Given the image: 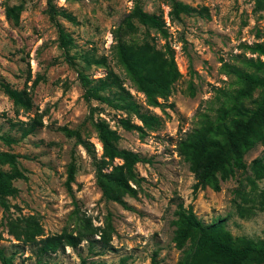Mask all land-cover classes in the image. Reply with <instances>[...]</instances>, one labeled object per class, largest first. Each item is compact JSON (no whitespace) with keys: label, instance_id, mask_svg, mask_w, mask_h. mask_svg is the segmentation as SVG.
Listing matches in <instances>:
<instances>
[{"label":"rangeland","instance_id":"374dc122","mask_svg":"<svg viewBox=\"0 0 264 264\" xmlns=\"http://www.w3.org/2000/svg\"><path fill=\"white\" fill-rule=\"evenodd\" d=\"M137 1L145 12L162 18L167 35L133 21L135 36L142 41L147 35L156 49L170 46L180 75L170 97L159 100L160 107L147 105L114 54L115 31ZM177 1L206 8L208 16L188 15L173 21L170 0H53L57 9L71 13L77 21L72 24L58 17L72 40L63 48L57 27L46 13V0H0V136L17 140L9 146L0 140V151L18 155L28 177L14 182L18 194L7 199L8 210L0 207V248L14 255V264H37L35 249L16 241L5 225L8 218L30 215L39 219L45 235L77 229L83 215L90 217L93 226L105 228L109 222L113 228L114 250L102 251L99 243L91 246L83 241L78 248L66 247L45 257L41 264H151L154 253L157 264H187L193 243L178 248L173 240L175 195L202 223L222 221L235 244L264 243V207L258 197L264 180H255L249 169L263 155L262 146L257 144L245 153L244 171L234 169L226 180L220 179L218 192L209 187L193 191L196 176L177 150L179 140L200 126L203 115L216 114L221 92L236 87L235 77L226 68L246 69L242 61L248 59L264 61V55L251 49L255 44L264 48V10H255L252 0ZM15 6L21 7L17 25L5 14L7 7ZM122 36L127 38L124 32ZM80 55L105 57L107 67H86ZM108 69L144 110L159 117L157 130L127 132L118 121L128 117L139 125L134 115L83 98L78 74L98 80ZM1 84L26 88L32 109L16 111ZM258 97L259 91L253 99ZM38 114L42 126L20 140V132L11 123L30 121ZM99 119L120 136L119 149L150 161L136 165L138 194L125 197V207L103 199L96 184L94 159L102 157V146L94 123ZM63 129L79 132L91 144L90 151L77 138L67 137ZM70 165L75 167V176L68 192L65 182ZM243 191L248 201L239 196Z\"/></svg>","mask_w":264,"mask_h":264},{"label":"trees","instance_id":"16d2710c","mask_svg":"<svg viewBox=\"0 0 264 264\" xmlns=\"http://www.w3.org/2000/svg\"><path fill=\"white\" fill-rule=\"evenodd\" d=\"M252 1L255 10H264V0ZM46 5L49 20L57 27L60 47L68 48L72 40L57 19L61 17L76 24L75 17L65 10L57 9L53 0H46ZM170 8L169 15L173 21L188 15L208 16L206 8L196 9L177 0H170ZM20 10V6L7 7L5 10L6 17L15 25L18 24ZM133 21L152 28L165 37L167 33L164 23L160 16L145 12L137 1L116 29V43L113 47L118 64L125 70L136 90L145 96L147 105L160 107L159 100L166 101L170 97L173 84L180 76L174 61V53L168 45L163 50L156 49L147 40V35L140 41L135 36ZM123 32L127 38H123ZM251 49L264 55V48L260 44L253 45ZM80 56L86 67L91 64L107 67L105 57ZM242 63L246 69L235 66L226 68V71L235 77L236 87L221 92L216 114L213 117L203 115L200 126L179 140L178 153L189 163L190 169L196 176L194 192L199 187H209L218 192L220 179L226 180L233 174L234 169L244 171L247 168L243 157L257 144L262 146L263 155L254 159L249 169L255 180H264V61L248 59ZM78 78L84 90L83 98L87 102L95 100L137 118L139 125L128 117L120 118L118 122L123 130L145 134V129L157 130L160 127L159 117L144 110L133 99L113 70L108 69L107 75L98 80H91L81 72ZM36 83L37 80L33 85ZM1 88L12 101L16 111L32 109V97L26 88L17 90L8 84H1ZM257 91L259 97L253 99ZM41 126L42 120L39 114L30 121L11 123V127L20 132V140L33 134ZM94 129L102 146V157L98 160L94 159L96 184L103 199L125 207L124 198H135L138 194L136 165L150 161L133 151L119 149L120 136L105 120L99 119L94 123ZM63 132L67 137L77 138L78 142L90 151L91 144L82 140L79 132L65 129ZM0 140L7 146L17 143V140L8 136H0ZM115 160H119L120 163L115 164ZM74 176L75 167L70 165L65 182L68 192L72 190ZM27 179L26 171L20 166L19 156L8 151H0L2 209L7 211V199L18 194L14 182ZM250 185L252 189L255 188L254 181L250 180ZM238 194L243 201L249 200L244 191ZM258 197L264 207V191ZM172 202H175L177 207L173 238L176 246L182 248L189 241L193 243L187 264H264V243L255 244L245 241L235 244L222 221L204 224L190 207L187 209L183 207L178 195L172 198ZM239 210H242L241 207ZM80 219L77 229L63 228L60 233L52 235L44 234L39 219L34 215L8 218L5 225L8 234L16 241L35 249L37 264H41L42 259L66 247L78 248L83 241L89 242L91 246L99 243L102 251L114 250L111 245L113 228L109 222L105 228H102L93 226L90 217L83 215ZM96 236L98 239L95 238ZM0 264H14V255H6L0 248ZM151 264H157L156 253L153 254Z\"/></svg>","mask_w":264,"mask_h":264}]
</instances>
